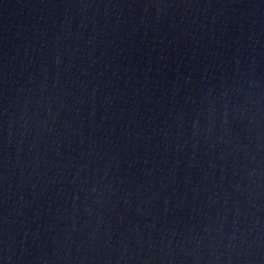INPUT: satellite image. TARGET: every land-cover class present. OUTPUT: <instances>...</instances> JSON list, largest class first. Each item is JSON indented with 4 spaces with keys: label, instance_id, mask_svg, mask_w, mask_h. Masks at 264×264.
Returning a JSON list of instances; mask_svg holds the SVG:
<instances>
[{
    "label": "water",
    "instance_id": "95a60500",
    "mask_svg": "<svg viewBox=\"0 0 264 264\" xmlns=\"http://www.w3.org/2000/svg\"><path fill=\"white\" fill-rule=\"evenodd\" d=\"M0 264H264V0H0Z\"/></svg>",
    "mask_w": 264,
    "mask_h": 264
}]
</instances>
